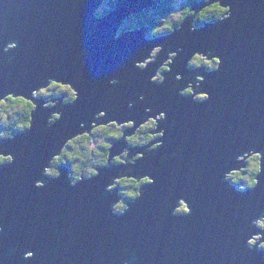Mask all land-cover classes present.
Here are the masks:
<instances>
[{"label": "water", "instance_id": "95a60500", "mask_svg": "<svg viewBox=\"0 0 264 264\" xmlns=\"http://www.w3.org/2000/svg\"><path fill=\"white\" fill-rule=\"evenodd\" d=\"M226 3L232 4V19L219 27L189 33L185 25L182 33L146 41L147 29L119 40L114 33L123 16L155 7V0H118L117 13L103 20L93 15L98 0H0V48L18 43L10 65L0 59V92L28 94L48 77H66L80 92L78 103L66 107L47 134L43 125L50 113L41 107L31 131L5 142L15 163L0 169V225L5 229L0 264H264V251L246 245L248 225L264 214V175L256 189L245 193L222 178L230 157L247 144L243 133L258 136L257 150L264 151V0ZM156 45L164 48L157 64L136 70L133 61ZM178 49L172 74H183L185 83L193 52L221 53L219 72H199L209 101L193 103L171 92L170 84L149 82L167 53ZM113 78L117 84L110 86ZM138 94L147 96L145 104L136 100ZM129 102L136 107L128 110ZM105 105L118 115L131 112L127 118L137 120L146 118L145 107H156L168 114L161 128L175 122L164 137L165 147L138 162L137 174L150 175L155 183L144 187L141 200L128 202L123 216L111 211L116 192L105 191L116 168L100 170L75 187L67 169H61L59 179H45L43 189L34 187L63 137ZM124 147L123 141L115 143L113 154ZM177 148L183 151L175 160L160 163ZM176 199L188 201L190 216L172 215ZM125 247L135 251V258L121 253ZM24 251H34L35 258L24 260Z\"/></svg>", "mask_w": 264, "mask_h": 264}, {"label": "clouds", "instance_id": "9594fccd", "mask_svg": "<svg viewBox=\"0 0 264 264\" xmlns=\"http://www.w3.org/2000/svg\"><path fill=\"white\" fill-rule=\"evenodd\" d=\"M195 5V7H194ZM118 11V0H98L93 13L95 19L103 20L115 15ZM232 4L226 0H180L173 4L171 10L161 12L159 7L145 8L141 12H130L123 16L116 27L114 38L119 40L129 34L144 31V39L153 41L177 32H184L185 25L189 33H195L206 25H223L232 19ZM190 21V22H189ZM18 43H6L0 48V59L4 65H10L15 60ZM182 49L169 51L150 74L149 82L158 87L170 84V91L179 97H190L193 103H204L211 99L208 91L202 86L206 83L205 77L199 72L217 73L221 70L222 59L219 50L207 52H193L187 60V69L192 73L185 83L181 73L172 74L175 61ZM9 54H12L11 56ZM164 54L162 45L150 48L147 55L133 61V66L140 72L148 71L157 64L158 59ZM66 77H48L47 82L39 87H33L28 94H20L19 90L0 92V169L15 163V155L9 152L5 142L14 141L17 135H23L33 128L34 114L39 108L49 111L44 122L43 132L47 134L64 116L66 107L78 103L80 92L73 83L66 82ZM212 81L208 80L209 87ZM110 86L117 84V79L108 81ZM147 96L138 94L136 100L145 104ZM42 102V103H38ZM104 110L93 113L91 120H82L73 133L63 137L59 147L47 160L46 166L40 173V178L34 184L36 189L45 188V179H59L61 169H67V179L70 186L75 187L83 181H92L100 174V170L109 167L118 169L115 175L108 177L105 191L116 192L117 199L111 206L114 215L123 216L129 211V203H135L145 195L144 187L153 185L155 180L150 175H139L136 172L138 162L149 158L151 154L159 152L165 147L164 137L175 127V122L161 128V122L168 121L165 111H158L156 107H145L146 118L141 120L129 119L131 112L117 114L108 106ZM135 103L129 102L127 109L132 110ZM112 112L114 118L109 119L108 113ZM242 140H246L245 147L238 149L229 159L228 166L223 172L225 184L237 192L245 193L256 189L259 178L264 175V151L257 150L260 144L258 136L243 133ZM126 145L118 154H113L115 143ZM136 151L132 155V151ZM181 148L169 155L162 156L160 163L175 160L182 152ZM192 214L190 204L186 199H176L172 215L186 217ZM250 235L246 240L249 250L264 251V214L251 220L248 225ZM255 230V231H252ZM5 231L0 225V234ZM121 253L130 258H135L136 253L125 247ZM35 258L34 251H24L23 259Z\"/></svg>", "mask_w": 264, "mask_h": 264}, {"label": "trees", "instance_id": "16d2710c", "mask_svg": "<svg viewBox=\"0 0 264 264\" xmlns=\"http://www.w3.org/2000/svg\"><path fill=\"white\" fill-rule=\"evenodd\" d=\"M158 5L155 7H159L161 12H167L169 10H171V6L173 5L171 1L168 0H155ZM130 202V201H129Z\"/></svg>", "mask_w": 264, "mask_h": 264}, {"label": "rangeland", "instance_id": "374dc122", "mask_svg": "<svg viewBox=\"0 0 264 264\" xmlns=\"http://www.w3.org/2000/svg\"><path fill=\"white\" fill-rule=\"evenodd\" d=\"M165 1H166V0H165ZM168 1H171L172 4H178V3H180V0H168Z\"/></svg>", "mask_w": 264, "mask_h": 264}, {"label": "flooded vegetation", "instance_id": "af4514ba", "mask_svg": "<svg viewBox=\"0 0 264 264\" xmlns=\"http://www.w3.org/2000/svg\"><path fill=\"white\" fill-rule=\"evenodd\" d=\"M128 203V202H127Z\"/></svg>", "mask_w": 264, "mask_h": 264}]
</instances>
